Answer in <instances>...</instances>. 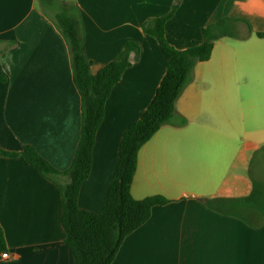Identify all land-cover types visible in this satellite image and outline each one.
<instances>
[{
    "label": "crops",
    "instance_id": "crops-1",
    "mask_svg": "<svg viewBox=\"0 0 264 264\" xmlns=\"http://www.w3.org/2000/svg\"><path fill=\"white\" fill-rule=\"evenodd\" d=\"M60 1L80 13L93 75L126 43L139 46L106 102L79 193V208L99 213L122 137L169 64L142 26L167 15L175 0ZM50 16L40 0H0V149L32 145L65 172L80 140L82 101L67 42ZM221 20L235 21V36L216 39L210 59L195 65L175 103L187 123L163 125L138 152L133 198L169 202L124 239L112 264H264V214L253 210L248 223L228 211L255 190L264 203V0H180L165 36L185 50ZM68 181L43 177L22 157L0 156V226L10 256L0 264H75L61 225L59 186ZM204 200H215L214 208Z\"/></svg>",
    "mask_w": 264,
    "mask_h": 264
},
{
    "label": "trees",
    "instance_id": "trees-1",
    "mask_svg": "<svg viewBox=\"0 0 264 264\" xmlns=\"http://www.w3.org/2000/svg\"><path fill=\"white\" fill-rule=\"evenodd\" d=\"M179 2L175 0L167 15L151 19L142 26L144 32L154 37L161 50L169 56L168 68L151 104L142 117L125 131L105 205L99 213H92L79 208L80 189L91 171L93 147L104 118L106 102L125 70L137 59L139 46L134 42L126 43L113 61L93 75L91 61L85 52L84 30L78 9L60 0H40L44 12L51 15L69 48L73 82L82 101L80 140L72 163L65 172L52 167L32 145H24L19 152L0 149V156L22 157L39 174L53 181L60 174L68 176V183L59 186L61 225L65 242L73 250L75 264H112L124 239L150 219L155 206L169 202L162 196L142 200L133 198L131 185L137 169L138 152L163 125L183 126L187 123L186 119L176 116L175 103L192 81L195 65L210 59L216 39L235 36L232 31L235 21L221 20L203 29L201 44L185 50L171 46L165 36V26ZM259 36L264 37V34ZM260 195L255 190L247 198L231 201L228 211L250 223L253 210L264 214ZM204 202L207 207L214 208L215 200ZM4 252H7V245L0 226V254Z\"/></svg>",
    "mask_w": 264,
    "mask_h": 264
},
{
    "label": "built area",
    "instance_id": "built-area-1",
    "mask_svg": "<svg viewBox=\"0 0 264 264\" xmlns=\"http://www.w3.org/2000/svg\"><path fill=\"white\" fill-rule=\"evenodd\" d=\"M9 257L10 256H9V254L7 252H4V253L0 254V258H2V259H8Z\"/></svg>",
    "mask_w": 264,
    "mask_h": 264
}]
</instances>
